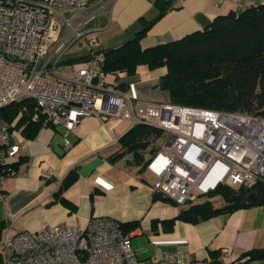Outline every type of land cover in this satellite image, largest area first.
Instances as JSON below:
<instances>
[{
    "label": "built area",
    "instance_id": "obj_1",
    "mask_svg": "<svg viewBox=\"0 0 264 264\" xmlns=\"http://www.w3.org/2000/svg\"><path fill=\"white\" fill-rule=\"evenodd\" d=\"M109 1L0 0V199L1 180L13 171L19 150L12 131L17 117L5 119L1 108L24 97L35 104L30 118L62 125L65 133L88 115L109 129L113 141L122 121L127 129L137 123L160 128L162 141L146 162L155 176L151 187L181 206L219 183L264 182V117L141 100L119 86V72L106 79L94 21ZM232 1L234 12L247 4ZM77 40L82 51L77 55L87 57L63 73L57 68L61 55ZM14 219L0 241L5 264H191L166 251L139 259L130 233L109 215L90 217L83 228L42 222L19 231L11 230ZM228 253L222 250L223 257Z\"/></svg>",
    "mask_w": 264,
    "mask_h": 264
},
{
    "label": "crops",
    "instance_id": "obj_2",
    "mask_svg": "<svg viewBox=\"0 0 264 264\" xmlns=\"http://www.w3.org/2000/svg\"><path fill=\"white\" fill-rule=\"evenodd\" d=\"M259 4L264 0H242ZM154 0H110L105 4L94 24L99 49L115 47L130 39L139 27L138 19L153 18L157 14ZM166 10L140 40L148 47L202 30L214 17L234 11L232 0H171ZM163 67L139 64L133 75L119 72L116 81L126 83L135 98L146 101H168L165 89L157 85ZM116 72H107V80H114ZM127 121L116 123L123 134ZM115 123V122H114ZM119 126L122 128L119 130ZM22 125L14 127L13 135L19 150L15 169L1 184L0 221L4 226L9 218L13 231L35 230L42 222L66 223L83 228L90 217L111 216L120 223L136 221L128 230L132 249L139 259L174 252L191 264H211L209 250L220 251L221 263L264 264V257L238 260L250 249L264 248V204L239 207L216 213L192 223L174 217L180 206L143 178L139 166L129 162L130 155L115 159L108 156L119 149L111 133L96 116L82 118L65 133L62 125L44 124L32 137L22 132ZM65 140L68 145H65ZM77 177L63 187V177L71 168ZM160 193L162 197H155ZM0 229V238L4 234ZM227 249L228 255L222 256ZM0 256V264H5Z\"/></svg>",
    "mask_w": 264,
    "mask_h": 264
},
{
    "label": "trees",
    "instance_id": "obj_3",
    "mask_svg": "<svg viewBox=\"0 0 264 264\" xmlns=\"http://www.w3.org/2000/svg\"><path fill=\"white\" fill-rule=\"evenodd\" d=\"M170 1L154 0L157 14L149 19L140 17L139 27L130 39L118 46L99 50L104 54L103 70L133 75L139 64L151 70L163 67L157 85L168 92V101L172 103L264 117V3H248L241 11L214 17L202 30L151 47H141L139 39L171 7ZM86 57L77 55L72 60L82 61ZM119 86L126 88L127 84L120 83ZM34 105L32 99L20 98L2 106V116L8 120L17 117L15 124L22 125L21 131L32 137L42 125H51L41 117L30 118ZM152 135L160 136L162 130L145 123L130 126L119 136V149L108 159L130 155L129 162L139 166V170L144 169L147 159L142 151L149 145ZM156 149L151 147L148 153L154 154ZM18 160L17 157L12 162V170ZM75 177L77 171L74 167L63 177L62 186L71 184ZM154 196L162 197L160 193ZM199 197L180 206L176 215L165 223L170 224L176 219L195 223L216 213L264 204V182L255 181L250 186L219 183ZM213 197L220 198L222 204L215 205ZM136 223L129 221L119 225L123 232H128ZM3 226L0 221V229ZM243 255L261 258L264 257V248L250 249ZM209 256L211 264H238L235 261L221 263L218 250H209Z\"/></svg>",
    "mask_w": 264,
    "mask_h": 264
},
{
    "label": "rangeland",
    "instance_id": "obj_4",
    "mask_svg": "<svg viewBox=\"0 0 264 264\" xmlns=\"http://www.w3.org/2000/svg\"><path fill=\"white\" fill-rule=\"evenodd\" d=\"M78 41L79 40L72 42V44L67 48V50L64 52V54L61 55L62 57L60 59V62L58 64L57 68H59L63 73L70 72L72 69H74L75 67H78V65L80 64V61L72 60L74 57L77 56V54H80L82 52L79 50ZM99 44H100V42H99ZM106 78H108V76ZM108 81H111V80H108ZM126 124H127V122H126ZM118 129L121 130L122 128L119 126ZM161 137H162V135H160V136L152 135L149 137V141H150L149 145L147 146L146 149H143V151H142L144 159H147V161H149V159L155 154V153L154 154L148 153V149H150L151 147H154V149H155V147L158 148V146L160 145V142L162 141ZM140 172L142 173L141 175H143V178H145V180L147 182H151V184H152V182L154 181V178H155V176L152 175L153 173L146 167L144 169H141ZM212 199H213V203L215 205H221L222 204V201L220 198L213 197ZM0 241H1V238H0ZM3 253H4V251L0 245V256H1V259L4 263L5 254H3ZM2 261H1V263H2Z\"/></svg>",
    "mask_w": 264,
    "mask_h": 264
}]
</instances>
